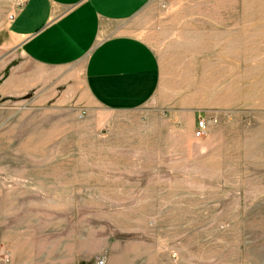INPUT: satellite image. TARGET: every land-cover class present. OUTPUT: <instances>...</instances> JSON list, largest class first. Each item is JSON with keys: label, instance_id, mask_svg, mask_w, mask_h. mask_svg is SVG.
Returning a JSON list of instances; mask_svg holds the SVG:
<instances>
[{"label": "rangeland", "instance_id": "rangeland-1", "mask_svg": "<svg viewBox=\"0 0 264 264\" xmlns=\"http://www.w3.org/2000/svg\"><path fill=\"white\" fill-rule=\"evenodd\" d=\"M159 1L158 90L127 111L82 112L72 67L3 94L40 68L0 45L1 264L264 262V0Z\"/></svg>", "mask_w": 264, "mask_h": 264}, {"label": "crops", "instance_id": "crops-1", "mask_svg": "<svg viewBox=\"0 0 264 264\" xmlns=\"http://www.w3.org/2000/svg\"><path fill=\"white\" fill-rule=\"evenodd\" d=\"M159 2L27 0L21 6L13 2L0 31L5 36L0 45L16 48L41 70L33 71L31 81L26 80V69L9 74L1 85L3 94L31 88L32 81L36 89L43 87L41 96L51 94L58 76L44 70L72 67L79 77H73L76 84L71 89L82 112L93 104L109 111L143 105L158 90L160 60L143 34ZM8 65L0 60V74Z\"/></svg>", "mask_w": 264, "mask_h": 264}, {"label": "built area", "instance_id": "built-area-1", "mask_svg": "<svg viewBox=\"0 0 264 264\" xmlns=\"http://www.w3.org/2000/svg\"><path fill=\"white\" fill-rule=\"evenodd\" d=\"M27 0H17V4L19 6L23 5ZM205 128H206V122L204 120H201L197 126V135L201 136L204 132H205ZM4 253L2 251H0V264L3 262L4 260ZM95 264H105V261L103 259H99L96 261Z\"/></svg>", "mask_w": 264, "mask_h": 264}]
</instances>
